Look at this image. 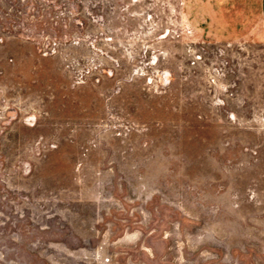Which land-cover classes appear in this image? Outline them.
<instances>
[{
	"label": "rangeland",
	"instance_id": "obj_1",
	"mask_svg": "<svg viewBox=\"0 0 264 264\" xmlns=\"http://www.w3.org/2000/svg\"><path fill=\"white\" fill-rule=\"evenodd\" d=\"M260 1L0 0V264H264Z\"/></svg>",
	"mask_w": 264,
	"mask_h": 264
},
{
	"label": "crops",
	"instance_id": "obj_2",
	"mask_svg": "<svg viewBox=\"0 0 264 264\" xmlns=\"http://www.w3.org/2000/svg\"><path fill=\"white\" fill-rule=\"evenodd\" d=\"M262 2V3H261ZM259 18L264 16V0L259 2V9H258Z\"/></svg>",
	"mask_w": 264,
	"mask_h": 264
}]
</instances>
